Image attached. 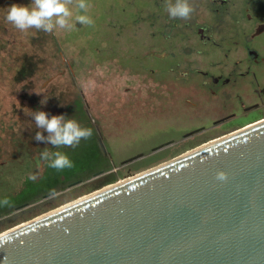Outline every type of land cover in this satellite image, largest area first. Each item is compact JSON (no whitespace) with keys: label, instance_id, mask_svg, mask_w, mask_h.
Listing matches in <instances>:
<instances>
[{"label":"rangeland","instance_id":"rangeland-1","mask_svg":"<svg viewBox=\"0 0 264 264\" xmlns=\"http://www.w3.org/2000/svg\"><path fill=\"white\" fill-rule=\"evenodd\" d=\"M88 2L93 26L76 24L74 31L46 34L35 29L20 32L5 20L10 5H29L31 0H0V163L9 164L0 170V197L11 196L21 186L25 188L26 179L30 187L40 188L28 199L51 190L63 192L54 205L23 218V223L185 154L188 146L121 167L124 161L180 140L194 128L211 125L220 112L206 99L204 91L198 97L184 95L178 82L173 81L178 75L171 68L209 69L227 48H211L212 42L203 46L196 31L181 32L186 21L170 19L164 9L165 0ZM72 11L75 15L74 6ZM201 14L212 24L211 14L203 5L187 22L194 23ZM164 84L172 89L171 97L166 95ZM30 110L44 111L49 117L75 118L93 130L91 139L82 140L78 150L72 151L77 155L68 153L74 167L59 171L58 179L57 174L48 177L57 185L49 184L45 178L48 171H42L40 153L50 144L33 139L39 129L34 118L27 115ZM103 160L108 161L107 166H97L96 170L111 168L114 177L96 178L97 171L87 169ZM32 174L38 177L35 181L29 179ZM81 180L97 183L69 188ZM50 186L54 187L48 189Z\"/></svg>","mask_w":264,"mask_h":264},{"label":"water","instance_id":"water-1","mask_svg":"<svg viewBox=\"0 0 264 264\" xmlns=\"http://www.w3.org/2000/svg\"><path fill=\"white\" fill-rule=\"evenodd\" d=\"M0 239V264H264V122Z\"/></svg>","mask_w":264,"mask_h":264},{"label":"flooded vegetation","instance_id":"flooded-vegetation-1","mask_svg":"<svg viewBox=\"0 0 264 264\" xmlns=\"http://www.w3.org/2000/svg\"><path fill=\"white\" fill-rule=\"evenodd\" d=\"M190 3L194 5L195 9L198 7L199 10L203 5L211 14L209 20L212 21V24L206 22L205 15L202 13L194 18V23L186 21L183 25L184 30L182 29L181 32L196 31L203 46H208L207 42H212L211 48L214 47L217 50L227 48V51H221L222 60L215 59L211 62L209 69L193 68L192 66H185L182 70L178 69L180 66L171 68V72L178 75L174 76L173 81H177L180 90H184V95L190 98L198 97L200 92L204 91L207 94L206 99L214 105V108L220 109V112L213 119L211 125L194 128L184 134L180 140L161 146L151 154L143 155L132 163L123 165L126 162L124 161L121 167L178 147H180L178 150L181 151L185 146H188L186 149L189 151L185 152L188 154L264 122V0H190ZM199 20L203 22H198ZM225 43H228V47H223ZM230 57L233 59L228 61ZM197 79H199L198 83ZM164 85L163 89L166 91V95L171 97L172 89L170 86ZM245 93H249L251 96L247 97ZM188 101L190 100L186 99V102ZM88 120L91 121L89 116ZM185 154L176 155L172 160ZM29 160L32 161V159ZM39 161L42 171H44L43 160ZM8 165L7 162H1L0 170ZM111 171V169L108 171L99 170L96 173L103 172L100 177L102 179L114 177L115 175ZM95 181H85L84 183L81 180L79 181L82 182L81 185L72 188L91 187L97 183ZM25 184V188L22 189L21 186L11 196L0 197V236L57 210L43 213L23 223V218L26 219L34 212L54 205L63 193L51 190L41 197L36 196L28 199L40 188L36 185L34 187L27 185V179ZM5 198L10 203L7 206L3 203Z\"/></svg>","mask_w":264,"mask_h":264},{"label":"clouds","instance_id":"clouds-1","mask_svg":"<svg viewBox=\"0 0 264 264\" xmlns=\"http://www.w3.org/2000/svg\"><path fill=\"white\" fill-rule=\"evenodd\" d=\"M75 7L74 15L72 7ZM91 5L88 0H31L29 5L12 4L8 7L5 20L20 32L35 29L46 34H53L57 30L74 31L76 24L93 26L94 20L88 15ZM164 9L170 19L190 20L195 7L190 0H165ZM42 104L46 100L41 101ZM34 118L35 126L39 131L33 139L37 142L50 144L52 149L79 147L82 140L91 139L93 130L82 126L75 118L65 115H52L44 111H31L27 113ZM47 135H44V133ZM40 159L48 162V167L57 171L71 169L74 161L66 152L50 151L47 147L40 153ZM35 174L29 179L35 181ZM220 179L224 174L220 173ZM7 205L9 201L4 199ZM4 241L0 239V244Z\"/></svg>","mask_w":264,"mask_h":264},{"label":"trees","instance_id":"trees-1","mask_svg":"<svg viewBox=\"0 0 264 264\" xmlns=\"http://www.w3.org/2000/svg\"><path fill=\"white\" fill-rule=\"evenodd\" d=\"M22 74V73H21ZM25 79V78H24ZM24 79H22V80H24ZM20 81V80H19ZM19 83H22L21 81L19 82ZM81 144V143H80ZM79 147H80V145H79ZM79 147H77L76 149H71V148H61V149H52V147H51V145H49L47 148L50 150V151H56V150H59V151H62V152H66L67 154L68 153H70L71 154V156H75V155H77V154H73V152L72 151H74V153L78 150V148ZM44 150V149H43ZM72 152V153H71ZM108 161H106V160H103V161H101V162H97V163H95L94 165H93V167H91V168H87L91 173L93 172H95V170H96V168H97V166H107L106 165V163H107ZM29 162H26V166H29ZM25 166V167H26ZM43 168H44V171L45 172H47V173H45V174H50V176H46L45 178H46V180L47 181H49L48 183L49 184H52V185H57L58 183H56L55 182V179H58V175H59V171H56L55 169H52V168H50V167H48V162L47 161H44L43 160ZM51 169V170H50ZM87 169H83V171L84 172H88L87 171ZM100 169V168H99ZM103 169V168H102ZM111 169V168H110ZM110 169H108V170H110ZM101 170V169H100ZM108 170H104V171H108ZM97 172L99 171V170H96ZM79 173H82V170L81 171H79ZM53 174H57V177L55 178V179H53V180H48V177H51V175H53ZM46 180H44L43 179V181H46ZM46 183V182H45ZM44 183V188L46 187V184ZM51 187H54V186H50L48 189H50ZM42 188V187H41ZM65 206H67V205H64V206H62V207H60V209L61 208H63V207H65ZM58 210V209H57Z\"/></svg>","mask_w":264,"mask_h":264},{"label":"bare ground","instance_id":"bare-ground-1","mask_svg":"<svg viewBox=\"0 0 264 264\" xmlns=\"http://www.w3.org/2000/svg\"><path fill=\"white\" fill-rule=\"evenodd\" d=\"M161 166V165H160ZM159 167V166H158ZM129 180V179H128ZM125 182V181H124Z\"/></svg>","mask_w":264,"mask_h":264}]
</instances>
